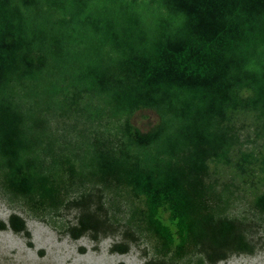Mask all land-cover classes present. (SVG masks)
<instances>
[{
  "label": "trees",
  "instance_id": "trees-1",
  "mask_svg": "<svg viewBox=\"0 0 264 264\" xmlns=\"http://www.w3.org/2000/svg\"><path fill=\"white\" fill-rule=\"evenodd\" d=\"M140 110L157 116L145 132L129 122ZM247 115L255 153L238 150ZM219 165L251 166L250 206L264 216V0H0L5 194L74 209L69 238L97 242L116 231L108 189L129 205L109 253L139 232L152 240L144 264H217L253 253L246 223L226 213ZM62 174L97 190L94 206L91 191L63 201ZM6 228L28 237L14 214Z\"/></svg>",
  "mask_w": 264,
  "mask_h": 264
},
{
  "label": "rangeland",
  "instance_id": "rangeland-1",
  "mask_svg": "<svg viewBox=\"0 0 264 264\" xmlns=\"http://www.w3.org/2000/svg\"><path fill=\"white\" fill-rule=\"evenodd\" d=\"M244 117L236 118L235 122L236 126L243 125L238 134L241 141L238 150L255 153L260 142L253 137L251 117ZM63 121L69 123L72 120ZM156 121V114L149 110L137 111L129 117L130 124L140 132L149 130ZM78 122L80 124L76 125V129L81 128L82 123ZM49 123L59 128L60 122L55 124L51 119ZM250 167L246 166L245 173L239 174L237 170L219 165L212 173L217 177L219 186L223 182L230 184L226 213L230 217L243 219L253 245L252 254L232 255L217 264H264V216L250 206L260 188L256 185L255 174ZM61 186L66 193L63 201H70L87 191L93 193V206L99 199L97 190H90L89 184L81 185L76 178L70 179L67 174H62ZM101 195L107 224L116 231L94 242L87 236L72 240L67 235L66 228L75 223L77 212L74 209L62 208V205L57 210L45 206L30 207L24 200L5 194L0 188V221L7 225L8 216L14 214L23 220L28 232V237H25L14 234L9 228L0 231V264H144L152 255V240L146 233L134 232L137 238L128 244L126 254L108 252L113 243L121 241L120 233L126 228L129 205L121 195L113 198L108 189L102 191ZM179 264H194V260Z\"/></svg>",
  "mask_w": 264,
  "mask_h": 264
}]
</instances>
